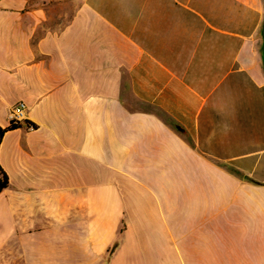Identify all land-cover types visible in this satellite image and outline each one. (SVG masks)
Listing matches in <instances>:
<instances>
[{
	"label": "crops",
	"instance_id": "crops-1",
	"mask_svg": "<svg viewBox=\"0 0 264 264\" xmlns=\"http://www.w3.org/2000/svg\"><path fill=\"white\" fill-rule=\"evenodd\" d=\"M20 102L0 264H264V0H0Z\"/></svg>",
	"mask_w": 264,
	"mask_h": 264
},
{
	"label": "built area",
	"instance_id": "built-area-1",
	"mask_svg": "<svg viewBox=\"0 0 264 264\" xmlns=\"http://www.w3.org/2000/svg\"><path fill=\"white\" fill-rule=\"evenodd\" d=\"M9 117H10L11 123L16 125V126L21 124L22 122H25L27 119V106H26V104L23 102L16 104L12 108ZM28 129L33 130V129H35V126L33 124H29Z\"/></svg>",
	"mask_w": 264,
	"mask_h": 264
},
{
	"label": "trees",
	"instance_id": "trees-1",
	"mask_svg": "<svg viewBox=\"0 0 264 264\" xmlns=\"http://www.w3.org/2000/svg\"><path fill=\"white\" fill-rule=\"evenodd\" d=\"M27 124L29 125L30 123H27ZM18 127H20V124L16 126V125H14V124H12V123H11V126H10L9 128L2 129V128L0 127V144H1L2 139H3V137H4V135H5V133H6L7 131L12 130V129H15V128H18ZM7 185H8L7 178H6V176L0 171V191L4 190V189L7 187Z\"/></svg>",
	"mask_w": 264,
	"mask_h": 264
}]
</instances>
